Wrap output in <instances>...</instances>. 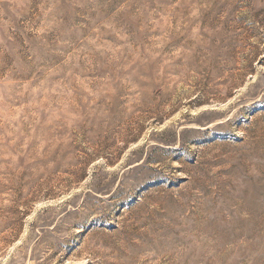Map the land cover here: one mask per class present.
Returning a JSON list of instances; mask_svg holds the SVG:
<instances>
[{
    "label": "rangeland",
    "instance_id": "rangeland-1",
    "mask_svg": "<svg viewBox=\"0 0 264 264\" xmlns=\"http://www.w3.org/2000/svg\"><path fill=\"white\" fill-rule=\"evenodd\" d=\"M0 264H264V0H0Z\"/></svg>",
    "mask_w": 264,
    "mask_h": 264
}]
</instances>
